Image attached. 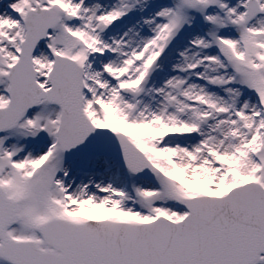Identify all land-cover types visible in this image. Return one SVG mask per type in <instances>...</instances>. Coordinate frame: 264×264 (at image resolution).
Here are the masks:
<instances>
[{
    "label": "rangeland",
    "instance_id": "1",
    "mask_svg": "<svg viewBox=\"0 0 264 264\" xmlns=\"http://www.w3.org/2000/svg\"><path fill=\"white\" fill-rule=\"evenodd\" d=\"M88 1L94 0H0V106L9 101L6 74L18 59L25 37L26 13L32 8L55 4L60 11V22L39 45L34 58L40 84L49 88V74L56 53L73 57L85 69L84 111L93 124L107 131L127 134L160 172L155 177L142 179L114 158L63 152L55 131L60 109L43 102L17 128L0 137V185L9 197L16 200L20 216L6 233L12 238L32 240L45 249L37 228L40 222L50 217L73 222L108 219L143 223L162 216L178 221L188 213L184 207L187 197L222 196L249 181L264 186V32L245 34L239 45L242 47L240 52L236 46L219 43L216 35H212L226 29L234 31L237 24L264 30V15L247 20L248 0H199L195 6L178 0L176 18L180 24H170L166 20L170 15H164L154 37L148 41L151 54L137 85H127L118 76L129 66L112 74L105 66L108 60L104 57L110 52L104 53L94 44L112 31L114 22L93 17L90 12L79 13L71 9L72 5L85 6ZM133 1L127 0V5ZM259 2L264 6V0ZM90 17L92 20H88ZM73 20H77L75 29L68 27ZM188 21L191 30L200 29L197 38L193 37L195 44L190 47L195 56L186 57V70L169 80L168 91L174 97L166 103L171 115L180 117L184 124L171 127L141 122L135 126L130 121L136 114L135 109H126L128 115L124 118L116 115L115 109L123 98L141 104L150 100L149 78L154 75L157 59L161 57L165 63L172 57L178 59ZM123 23L118 30L127 29L126 21ZM208 23L212 26L209 27ZM67 28L73 34L66 32ZM208 29L210 33L204 35ZM129 36L126 32L124 41H128ZM169 36L175 38V44L172 50L163 54L162 48ZM201 55L212 58L209 62H202L203 69L197 63ZM200 73L211 87L225 95V102L213 99L211 92H202L198 87L199 98L189 99V93H194L189 91L188 84ZM111 75H117V80L113 84V93L108 95L100 84L102 81L112 83ZM242 85L246 89L241 88ZM240 104H243L241 109ZM231 120L235 121L234 124ZM201 132L210 133L205 143L197 139ZM165 139L183 140L187 145L173 146ZM32 148L36 149L38 157L30 153ZM20 149H25V156V153L17 154ZM180 153L195 162L185 165L177 162ZM204 156L207 157L208 170H192L193 164ZM63 165L65 170L54 182V176L60 168L64 169ZM38 186L43 188L41 198L35 194ZM52 200L59 204H49ZM34 206L45 208L47 216L33 220ZM0 264L10 263L0 258ZM258 264H264V255Z\"/></svg>",
    "mask_w": 264,
    "mask_h": 264
},
{
    "label": "water",
    "instance_id": "2",
    "mask_svg": "<svg viewBox=\"0 0 264 264\" xmlns=\"http://www.w3.org/2000/svg\"><path fill=\"white\" fill-rule=\"evenodd\" d=\"M187 2L196 4L197 0ZM261 13L264 9H260L256 0H250L249 15ZM58 20L55 7L41 13H29L21 59L12 68L9 78L14 92L15 82L26 77L33 88V96L13 122L2 124L5 126L0 127V133L16 125L30 107L46 99L62 107L60 139L65 150L108 153L143 177L156 175L159 170L151 166L122 134H109L92 126L82 112L83 71L75 65L73 72L70 71L73 63L69 59L56 58L52 90L44 92L37 87L32 57L38 43ZM172 44L170 39L164 51L167 52ZM65 68L73 76L66 81L68 90L60 86V76ZM70 111L74 114H67ZM86 127L115 140L109 145L101 142L98 146V141L83 131ZM38 195L41 196V190ZM0 203L7 215L5 222L0 223V257L14 264H255L264 253V188L255 183L234 189L224 198L186 200L190 215L179 224L160 219L150 225L116 227L117 224L110 222H102L103 226H97V222L75 225L56 219L41 225L45 241L61 249V254L41 251L32 242H19L6 236V228L17 221L18 213L15 203L8 200L1 189Z\"/></svg>",
    "mask_w": 264,
    "mask_h": 264
},
{
    "label": "bare ground",
    "instance_id": "3",
    "mask_svg": "<svg viewBox=\"0 0 264 264\" xmlns=\"http://www.w3.org/2000/svg\"><path fill=\"white\" fill-rule=\"evenodd\" d=\"M178 0L173 2H168V0H134L132 3L127 5V0H94L88 1L85 6L82 5H72V10H77L79 13L90 12L93 17H99L101 20H111L115 21L117 17H121L125 19L127 23V29L124 31L118 30L119 26H121V22H117L115 26L111 27L112 31L100 37L98 42V47L102 48L104 53L109 51L108 55L105 54L106 60H108L105 64L107 68L112 72V74L120 70V68H125L129 66L126 71H123L118 78L122 79L126 82L127 85H137V80L139 76L142 74V70L145 67L146 63L149 59L148 52V41L154 37L156 31V27L161 24L164 19V15L169 14L167 17V21L170 24H180L176 18V14L178 12ZM92 17L88 18V20H92ZM77 21V20H76ZM75 20L72 21L73 24L68 27L71 29H75ZM187 28H184L185 37L183 38L182 50L179 53L178 59H173L165 63V60L161 57L157 59L158 64L156 70L154 71V75L150 76V84L149 87L152 91L150 100L146 103H142L140 101L135 100L134 102H129L126 98H123L122 103H119L120 106L115 109V114L120 115V117H125L128 115L126 109H135L136 114L131 117V120L134 125L147 123V124H157L159 126L169 125L171 127H180V125L184 124L180 117L171 115V111L166 107V103L171 100L174 96L168 91V84L171 77L181 72L182 70H186V66L184 63V59L189 57L190 59L195 56L194 50L190 49L193 46L194 40L193 37L199 34V30H191V22L188 21ZM211 23H208V26ZM212 26V25H211ZM237 29H226L221 33L214 32L212 35H216V39L219 43H226L232 46H236L237 50L241 51L242 47L239 45L242 44V40L244 39L245 34L249 32H261L264 31L261 28H251L249 25H241L237 24ZM210 27V26H209ZM118 28V29H117ZM189 31L187 33L186 30ZM66 32L69 34H73V31L70 29H66ZM130 34L128 41H124L125 33ZM210 33V29L203 32L204 35ZM149 37V38H148ZM94 38V37H93ZM197 38V36H196ZM195 39V38H194ZM239 51V52H240ZM212 58L209 56L201 55L198 59L197 63L200 69H203L202 62H209ZM207 72V71H206ZM224 73V72H223ZM112 76V83L101 82V87L105 88L108 91V95L113 93V84L114 81L117 80V75ZM217 79V78H216ZM214 79V80H216ZM222 80V77H219ZM177 82L180 83V80L177 79ZM189 85V91L194 94L189 93V99L193 100L197 96V87L200 88L202 92H211V96L213 99L221 100V102H225V95L215 87H211V84L204 79L203 74L200 73L198 76L193 77L191 79V83ZM229 86V85H228ZM240 87V85H239ZM234 88V87H233ZM241 88H245L246 86L242 85ZM247 93V92H246ZM246 93L244 95H246ZM243 95V93H242ZM243 95V97H245ZM249 95V94H248ZM247 97V96H246ZM245 97V98H246ZM220 102V103H221ZM243 104H240V109ZM142 122V123H141ZM234 120H231V123L234 124ZM216 132V131H215ZM210 136V133H199L197 135V139L202 143L206 142ZM165 142H169L170 145H181L186 146V142L183 140L177 139H165ZM197 142V140H195ZM40 146H43L42 144ZM17 154L25 153V149H20ZM39 150V149H38ZM28 151V150H27ZM26 151V152H27ZM36 149L32 148L30 153H35ZM38 153H35L37 155ZM16 155V154H15ZM26 153L24 154V156ZM14 156V154H13ZM24 156L21 159H24ZM207 157H200L198 162L193 164L192 170H204L207 171L208 167L206 166ZM17 159V158H16ZM177 162L185 165L188 162H195L189 156L185 154H179L177 157ZM59 169L56 176H54V182H56L59 177L62 175L65 170ZM49 204H54L55 206L59 204L57 201H51ZM34 219L35 221L46 217L47 210L43 207L34 206ZM52 211V209H50Z\"/></svg>",
    "mask_w": 264,
    "mask_h": 264
}]
</instances>
